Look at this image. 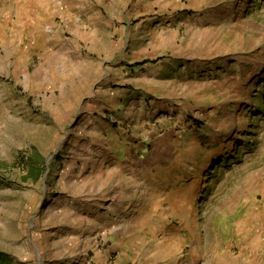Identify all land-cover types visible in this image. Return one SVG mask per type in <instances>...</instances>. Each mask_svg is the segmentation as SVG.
I'll use <instances>...</instances> for the list:
<instances>
[{"label": "rangeland", "instance_id": "rangeland-1", "mask_svg": "<svg viewBox=\"0 0 264 264\" xmlns=\"http://www.w3.org/2000/svg\"><path fill=\"white\" fill-rule=\"evenodd\" d=\"M151 2L137 27L140 4L112 0L105 42H57L54 58L29 51V29L7 42L3 21L30 2L0 0V264H241L264 201V0ZM123 42H205L171 82L183 95L137 120L136 139L179 136L154 143L178 154L160 167L129 158L135 121L105 99Z\"/></svg>", "mask_w": 264, "mask_h": 264}, {"label": "crops", "instance_id": "crops-1", "mask_svg": "<svg viewBox=\"0 0 264 264\" xmlns=\"http://www.w3.org/2000/svg\"><path fill=\"white\" fill-rule=\"evenodd\" d=\"M151 1L141 0L139 2L136 0V3L140 4L136 7L134 16L135 19L139 18V20L137 19V27H143L147 23L150 24L156 18L154 14L156 7ZM29 2L30 6L13 8L9 18L3 22L10 28L7 30V37H10V39L7 40V37L5 38L7 42L18 41L22 29H29L28 37L30 39L28 47H31L29 49L30 52H38L40 46L48 47L52 57L57 58L60 56L61 51L57 42H105L103 39L106 38L105 31L110 32L109 30H111V17L101 18V14L104 11V7L110 6L112 0H37L38 5H35L31 0ZM121 2L123 4L124 0H121ZM125 2L124 8L127 6V0ZM100 22L103 23H101V27ZM126 28L127 25L124 24L123 29ZM101 29L104 31L103 34L100 33ZM123 43L124 46L121 52L123 50L124 52L117 55L120 70L113 71L110 68L111 70L108 73L110 86L115 84L116 87L105 89V99L107 100V105L113 107L114 110L125 113L123 119L131 118L135 121L133 124L132 121H129L127 125L132 127V131L129 130L131 131L130 136H133L131 142L136 140V145L140 147L135 152L129 151L127 153L129 158L139 160L145 167H153L155 165L160 167L159 158L163 159L166 155L171 157L173 156L172 154H174L173 157L175 158L178 154L172 152L170 147H168L167 151L153 152V149H155L154 143L159 146H165L166 144L171 146L172 143L170 141H175L179 136L171 138L169 135L158 140L156 139L157 136L149 132L148 134L141 133L142 136L136 139V134L139 135L138 129L144 128L143 125H138L137 120L141 118V113L144 111L157 110L160 103L163 104V100H166L167 96L169 99L173 95H183V85L181 86L180 83L176 87L173 85V92L170 87L171 82L173 78L177 79L188 73L186 57L191 54L190 48L192 46L201 47L205 42ZM165 72H167L168 76L165 75L164 78L169 79L170 84L167 87H156V82L158 81L157 86H159L160 79H163L162 75ZM25 78H27L28 85L31 82V77L25 76ZM119 79H124L125 82L121 83L118 81ZM149 81L151 83L150 87L144 85ZM0 103H3L1 99ZM0 110H4L3 105L0 106ZM139 162L129 164L131 166L128 165V169L131 172H137L136 167ZM132 200L134 199L132 198ZM132 200L129 199L123 203L130 206L132 205ZM118 203H120L118 199L113 200L111 206L124 207ZM254 221L255 225L251 228L248 227V229L245 228L241 238H239V241L241 239L242 242V245H240L241 264H264V201L259 204V211Z\"/></svg>", "mask_w": 264, "mask_h": 264}, {"label": "trees", "instance_id": "trees-1", "mask_svg": "<svg viewBox=\"0 0 264 264\" xmlns=\"http://www.w3.org/2000/svg\"><path fill=\"white\" fill-rule=\"evenodd\" d=\"M6 257H4L3 252L0 251V261H6Z\"/></svg>", "mask_w": 264, "mask_h": 264}]
</instances>
